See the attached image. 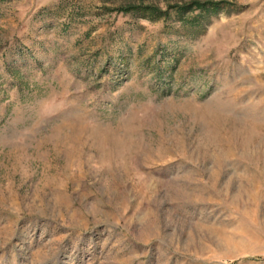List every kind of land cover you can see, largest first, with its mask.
<instances>
[{
  "label": "rangeland",
  "instance_id": "1",
  "mask_svg": "<svg viewBox=\"0 0 264 264\" xmlns=\"http://www.w3.org/2000/svg\"><path fill=\"white\" fill-rule=\"evenodd\" d=\"M0 264H264V0H0Z\"/></svg>",
  "mask_w": 264,
  "mask_h": 264
},
{
  "label": "trees",
  "instance_id": "2",
  "mask_svg": "<svg viewBox=\"0 0 264 264\" xmlns=\"http://www.w3.org/2000/svg\"><path fill=\"white\" fill-rule=\"evenodd\" d=\"M221 10L219 4L213 3L211 1L205 2H190V3H183L177 4L174 6H169L167 10H162L157 7L145 5L144 3L141 4H132L124 2L123 5L113 9L111 12L121 13L123 15H133L140 19H145L148 21H156V20H166L171 16L178 21L185 20L188 16L198 12L199 16L202 17H195L194 21L200 22L202 18H206L217 13Z\"/></svg>",
  "mask_w": 264,
  "mask_h": 264
}]
</instances>
